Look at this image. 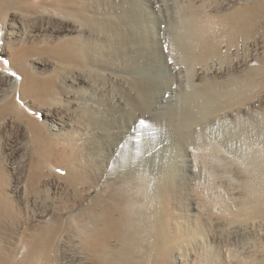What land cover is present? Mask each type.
Masks as SVG:
<instances>
[{"label":"bare ground","instance_id":"obj_1","mask_svg":"<svg viewBox=\"0 0 264 264\" xmlns=\"http://www.w3.org/2000/svg\"><path fill=\"white\" fill-rule=\"evenodd\" d=\"M94 1L97 5L91 13L89 0H0V19L4 22L19 15L21 27L24 23H48L55 19L63 24L74 23L77 29L79 27L78 35L66 37L67 40L65 38L66 41L60 47L51 46L53 44L48 47L47 54L55 57V60L75 61L80 52V56L90 62L94 54L96 60L109 64L115 61L118 64L116 74L130 69L135 76L136 83L133 84L140 94L138 102L143 111L135 123L122 125L118 129L115 142L110 140L109 128L103 126L102 108L98 112H93V109L86 116L93 128L108 135L106 144L112 145L107 152L116 156V171L119 173L118 185L109 182L102 198L94 200L91 205L101 209L93 218L94 224L88 226L89 220L83 216L77 217L74 222L77 240L91 264H169L171 252L195 236L185 225L187 220L182 210L186 205V197L179 186L184 176L183 168L180 167L188 165L184 161L183 147L195 144L192 131L195 125L199 127L198 134L201 137L197 155L202 161L217 159L218 155L225 154L228 161L232 165H239L244 173L241 192L236 197L238 200H231L225 191L220 190L215 178L211 177L202 183L199 196L210 216L237 228L249 226V223L264 226V127L258 126L257 129L250 119H242L240 125L243 130L238 137L230 134L227 122H216L227 118L229 112L239 106L240 100L258 93L264 84V55L244 71H233L223 79L217 78V74L223 76V73L231 72L233 67L244 64L239 58L236 63L230 57L242 53L245 61L256 54L260 50L258 48H263L259 46V41L264 39V0H200V4L199 0H182L179 6L182 20L172 36L166 35L161 26L157 28V19L151 12L150 6L157 7L162 0ZM234 1L238 3L231 8L217 13L209 12L216 7L231 5ZM97 28L108 42L106 53L101 51L99 42L93 41L92 46L89 44L87 47V40L84 38L82 43L80 39ZM9 31L11 34L19 32L14 29ZM113 33H116V37L111 40ZM26 51L23 46L11 50L12 64L22 72V81L17 75L12 78L3 74L4 80L14 81L15 85L11 93L0 98V130L7 126L10 119L26 124L34 132L36 129L28 115L30 107L26 105V98L33 95L40 97L46 89L27 69L24 63ZM203 75L208 77L203 78ZM161 107H164L166 114L161 118L162 128L152 126L148 132V136L151 134L152 138L158 140V144L153 147L155 155L151 154L152 157L143 162H136L145 154L142 144L148 150L151 147H146L140 140L129 149L124 141L131 139L133 142L137 135L132 128L137 130V124ZM38 147L41 149L43 146ZM42 150L41 157L31 162L28 187L31 186L32 191L47 168L56 171L52 154ZM163 152L167 154V163L164 164L159 157ZM66 155L63 150L59 152L62 159ZM128 156L132 161L128 160ZM66 170L69 175L74 171L72 167ZM72 177H67L72 186L81 184L80 179ZM7 185V176L0 161V223L5 215L9 217L15 212L11 206L15 204L20 188L16 186L9 193L6 191ZM173 185H176V190ZM175 204L182 207L181 211L171 209ZM51 228H40L30 223L22 236L18 235L19 256L7 252L4 254L0 243V256L3 253L1 257L4 264H40L43 258L42 264H49L41 246L44 237L51 233ZM262 244L253 250L248 249V245L246 248L241 247L248 254L238 257L236 264H264ZM218 258L217 250L208 248L206 255L196 264H226ZM76 264H81L80 259Z\"/></svg>","mask_w":264,"mask_h":264},{"label":"rangeland","instance_id":"obj_2","mask_svg":"<svg viewBox=\"0 0 264 264\" xmlns=\"http://www.w3.org/2000/svg\"><path fill=\"white\" fill-rule=\"evenodd\" d=\"M93 1L89 0L90 4H88V7H91V13L97 5L96 1ZM159 3L160 5L157 7L150 6L154 19L158 20H155V25L158 26L157 28L161 26L166 35L172 36L176 26L182 20L179 6L183 2L182 0H162ZM237 3L238 1H234L231 5L216 7L209 12L224 11ZM198 4H200V0ZM9 22L0 19V98L11 93L15 85L14 81L4 80V75H10L12 78L17 75L18 79L22 81V72L15 69L11 61V50H18L22 46L27 49L24 59L27 69L35 75V79H38L37 82L41 86L44 85L43 88L46 90H44L45 93H41L40 97L33 95L26 98V105L30 107L28 115L31 116L30 118L35 124V132L27 128L26 124H19L11 119L8 120L7 126L0 130L1 140L3 139L0 140V161L8 181L6 191L11 193L12 188L20 187L18 195L15 197V204L11 206L15 212L9 217L5 215L0 223V243L3 252L19 256L17 248H19L20 237L29 224L33 223L40 228L45 226L51 228L52 226L51 233L44 237L41 246L43 253L48 257L49 264H76L78 259L81 264H91L89 256L85 254L77 240L74 222L77 217L83 216L89 220L87 221L88 226L94 224L93 218L98 212H101V209L98 210L91 205L94 200L102 198L109 182L118 185L119 173L116 171L118 167L115 162L116 156L113 157L110 152L109 154L107 152L112 145L106 144L108 135L100 133L96 127L93 128V125H90L86 120V116L89 111L94 109L93 112H98L102 108L100 113L103 116V126H106V129L109 128L110 140L115 142L118 129L122 125L135 123L134 121L140 118V113L143 111L139 107L138 96L140 94L133 84L136 83L135 76L130 69H126V72L122 73L123 75L116 74L118 70L116 65L118 64L115 61L110 64L106 61H99V59L96 60L94 54L90 57L92 59L90 62L84 60L83 56H80V52L79 58L75 61H63L57 58L55 60V57L47 54L51 44H53L51 46L59 45L60 47L70 35L72 37L78 35L79 27L77 29L74 23L63 24L59 19H55L48 23L43 21L24 23L21 27L19 15L13 17ZM9 29L19 32L11 34ZM99 31L98 28L92 29L90 35L80 37V39H82V43L84 38L87 40V47L89 44L92 46L93 41L99 42L101 51L106 53L109 47L108 42ZM114 36L116 37V33L110 37ZM14 37L15 39H13ZM65 38L66 40H64ZM112 38L110 39L114 40ZM78 43L80 45V42ZM259 46H263V48H258L260 50L248 60H243L245 56L242 53L230 57L235 62L239 58L244 64L233 67L231 72L223 73V76L217 74V78L223 79L233 71L236 73L244 71L258 60L260 61L264 55V39H260ZM224 49L226 48L224 47ZM113 58L116 57L113 56ZM205 77L208 76L203 75V78ZM239 102V106L231 110L227 118H221L216 122L220 124L227 122L230 134L238 137L241 136L238 134H242L243 130L240 125L242 119H250L256 124L257 129L264 127V84L258 93H252ZM165 115L164 107L156 108L149 117L137 124V130L132 128L137 136L133 142L131 139H126L124 145L127 148L134 147L142 140L141 143H145L146 147H151L148 150L142 144L145 154L136 162H143L148 157H152L151 154H154L155 148L153 147L158 144V140L152 138L151 134L148 136V132L152 126L161 129L163 126L161 118H164ZM106 120L108 122H105ZM122 120L126 123L123 124ZM198 129L197 125L192 129L195 144H187L183 147L184 161L188 165H184L185 167L181 165L180 168H183L184 176L181 184L178 183L182 194L184 193L183 195L186 197V205L182 210L187 220L185 225L187 229L195 233V236L190 241H185V244L183 243L184 245L179 249H174L171 252L169 264H196L197 261L203 259L208 248L217 250L218 260L221 258L220 261L226 264H236L238 257H245L248 254L243 252V247L248 245V249L253 250L262 243L264 245V226L259 224H254V226L253 223H249V226L244 225V227L237 228L210 216L199 196L202 183L211 177L215 178L216 185L220 190L225 191L231 200H238L236 197L240 195L244 173L240 170L239 165H232L225 154L218 155L217 159L207 158L202 161L197 155L200 152L198 144L201 143ZM145 133H147L146 136ZM224 142H226L225 139ZM38 146L43 147L40 149ZM42 149L52 154V162L56 171H49L47 168L44 175L38 180V185L36 184L32 191V187H28L29 172L31 173L32 169L31 162L41 157ZM62 150L67 153L63 159L59 156V152ZM38 153L40 154L38 155ZM159 157L163 164L167 163L165 152L161 153ZM127 158L132 161L130 156ZM67 167L74 169L71 172L72 175H69ZM77 174L80 176L78 177ZM70 176L80 179L81 184H78L77 187L72 186L67 179ZM173 189L176 190V185H173ZM181 208L177 204L175 207H171L177 212L181 211ZM2 240L4 241L2 242ZM242 244L245 245L241 246ZM1 256L0 263L4 264ZM43 261L44 258L40 264Z\"/></svg>","mask_w":264,"mask_h":264},{"label":"snow or ice","instance_id":"obj_3","mask_svg":"<svg viewBox=\"0 0 264 264\" xmlns=\"http://www.w3.org/2000/svg\"><path fill=\"white\" fill-rule=\"evenodd\" d=\"M13 75H15V74L13 73Z\"/></svg>","mask_w":264,"mask_h":264}]
</instances>
